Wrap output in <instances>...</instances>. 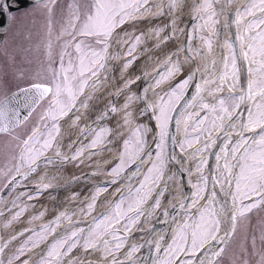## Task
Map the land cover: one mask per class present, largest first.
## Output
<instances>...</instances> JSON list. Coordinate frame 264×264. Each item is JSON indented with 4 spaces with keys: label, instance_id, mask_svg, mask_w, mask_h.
<instances>
[{
    "label": "snow or ice",
    "instance_id": "obj_1",
    "mask_svg": "<svg viewBox=\"0 0 264 264\" xmlns=\"http://www.w3.org/2000/svg\"><path fill=\"white\" fill-rule=\"evenodd\" d=\"M54 3L55 0L45 3L49 16L46 82L38 72L35 82L0 98V134L8 135L46 102L30 133L23 138L13 136L16 163L2 173L5 187L14 191L28 181L40 169L41 161L54 167L68 163L79 166L107 149L114 142L108 139L114 136L112 128L88 124L80 127L105 91L111 99L99 120L119 114V127L129 131L118 162L106 173L111 178L106 184H118L122 178L129 183L116 189L118 198L104 212L93 216L87 228L77 226L75 213L62 211L38 228H26L7 241L0 238V264H30L31 256L21 258L36 249H40L39 258L32 264H221L238 221L264 209V0H223L219 9L216 5L221 0H202L193 9L199 23L193 26L183 47L177 46L166 54L163 63L151 73L142 70L136 76L129 72L141 54L149 52L148 39L155 41V51L184 32L175 16L183 8V0H91L83 10L71 6L67 22L56 37L62 40L57 67H53L51 40ZM233 3L238 6L225 16V8L231 9ZM0 5L7 11L4 0ZM8 15L10 22L12 13ZM166 15L172 18L164 27L138 34L125 29V25ZM165 29L167 35H162ZM193 39L200 41V47L192 46ZM182 50L187 53L183 61L179 59ZM197 57L204 63L194 66L185 78L172 85L183 75V65H195ZM145 78H151L152 83L139 94L133 91V86ZM194 81L195 94L186 99ZM118 97H123L119 106L114 102ZM201 111L204 116H200ZM144 116L155 121V132L148 123L137 122ZM65 118L69 128L80 129V137L66 146L67 153L61 123ZM173 123L177 131L182 128L184 133L178 145L184 154L180 159L167 152L170 142L173 146L177 143L170 135ZM150 133L158 141L154 158L148 150ZM89 136L92 138L83 145L81 141ZM210 158L215 159L213 168H209ZM191 160H196L194 183L190 179L192 169L185 166ZM146 162L150 166L133 188L130 181L140 175ZM169 164L176 166V172H170ZM133 165L136 169L125 176ZM185 174L192 191L182 200H177L179 193H173L165 206V194L173 183L182 187ZM55 179L41 176L36 195L53 188ZM106 191L107 187H96L85 198L86 208H81L80 214L91 216ZM22 197L29 201L35 198L27 192L17 193L10 203L19 210L5 227L33 207L18 204ZM76 198L74 193L71 199ZM170 209L183 210V215L177 220ZM45 211L33 216L32 221L42 219ZM153 219L170 223V229L156 231ZM65 221L64 231L58 232ZM26 233L29 234L5 261V250ZM136 233L142 234V243L130 242ZM144 249L148 256L139 255Z\"/></svg>",
    "mask_w": 264,
    "mask_h": 264
},
{
    "label": "rangeland",
    "instance_id": "obj_2",
    "mask_svg": "<svg viewBox=\"0 0 264 264\" xmlns=\"http://www.w3.org/2000/svg\"><path fill=\"white\" fill-rule=\"evenodd\" d=\"M46 2L47 0H44L32 7L16 9L13 12L11 27L6 33V37L3 43L0 45V98H3L5 95L10 94L15 90H18V88L27 87L31 83L35 82L37 78L36 74L38 72L40 73L41 78H45L46 82V78L48 76V60L45 53L46 43L49 39L47 28L49 16L47 9L45 8ZM90 3L91 0H55L54 5H52L51 40L53 43V67L58 66L59 52L62 44V40L58 41L56 37L59 34L60 29L67 22L70 7L75 5L79 6L80 9L83 10ZM16 6L19 7L20 5L18 6V4L16 3ZM66 38L67 37H65V39ZM197 43L199 44L200 41L197 40ZM131 70L132 68L130 69V71ZM186 76L187 74L183 73V75L178 76L175 80H173L171 84L174 85ZM122 103L123 100L120 102V104ZM45 106L46 102L42 103L37 111L32 114L30 119L23 126L17 129L15 133H13L12 135L5 134L0 136V190H2V188L5 187L6 184V180L2 173L6 172L16 163L14 157L17 153V149L15 147L16 141L13 139V136H20L23 138L27 134H29L32 127L38 122L40 113ZM204 115L205 112L201 111L200 116ZM119 120L120 122L117 123V133L119 130V125L121 123L120 115ZM142 122H144V119H142ZM84 125L85 124H81L80 127H83ZM102 127L110 128L108 124ZM72 132L73 129L69 130V135H71ZM128 136L129 132L125 136L121 137L124 140L127 139ZM116 153H118L117 144ZM95 157H97V155L92 157V161L89 163V166H91L95 162ZM117 162L118 160L116 159L112 167H114ZM147 168L145 169L143 174L147 172ZM65 172V170H60L58 173L53 172L52 175H58ZM49 175L51 174L48 173L46 177H48ZM64 175L69 176L70 171L68 170ZM142 177L140 178V180L142 179ZM62 180H57V185ZM36 181L39 182V179ZM137 184L135 185V187L137 186ZM109 190L110 187H107V191L103 192L100 196L104 197L108 194ZM76 194L77 198L73 200L71 199L73 193L67 192L66 197L61 199V208L65 207V211H67L69 214L75 213V215H73V220H84L94 216L97 210V206L96 210L92 213L91 216H83L80 214V209L86 208V203L82 201L83 198H87L86 189L81 188L77 191ZM43 196L44 195L41 194L38 196L35 195V198L31 201H28L26 199V204L32 205L33 207H29L19 220L12 223V225H14L12 226V228L14 227V230L9 229L10 232L14 231L15 233L20 229L28 228V225H34L35 223H38V221H43L45 219V215L42 219L34 221H32V217L37 216L41 211H47L48 206L51 209L48 218L50 219L55 214L57 210V203L55 201L57 199L54 198L55 196H53L54 199H46V197H44V200H40ZM99 200L100 199L97 200V204L99 203ZM67 201L70 202L69 206L63 204H66ZM51 203L52 205H50ZM18 210L19 208L14 207L11 212L3 218L4 220L2 221V229L4 231V235H8L9 232H7V229L11 227H5V225L9 220L12 219V216ZM75 216H78L79 218H76ZM79 227L84 226L81 225ZM23 240L24 239L17 240L9 247V249H12V252L10 253L11 255L15 251V249L23 242ZM253 241H255L254 244ZM36 251L38 250L36 249L35 252ZM99 255L100 254L97 253L96 256L98 257ZM261 257H264V209L254 211L253 213L249 214L248 219L238 221L237 230L230 242V246L227 249L225 256L221 261V264H245V261L247 262V264H264V261L261 260Z\"/></svg>",
    "mask_w": 264,
    "mask_h": 264
},
{
    "label": "water",
    "instance_id": "obj_3",
    "mask_svg": "<svg viewBox=\"0 0 264 264\" xmlns=\"http://www.w3.org/2000/svg\"><path fill=\"white\" fill-rule=\"evenodd\" d=\"M44 0H4V2L7 4V11H5L4 9V6L3 5H0V45L2 44V42L4 41L5 39V35L6 33L8 32V30L10 29L11 27V21L9 22V13H12V11H14L16 9V7H13L12 6V3L15 2L17 3L18 5H20L18 8H27V7H31L39 2H42ZM202 2V0H192V6H191V11H189L185 16L184 18L185 19H188V24H187V27L186 29L184 30L183 32V39L181 41H179V39H175V40H169L167 42L166 45H162L159 49H156L155 51H152L153 49V45H149V42L151 41V39H148L147 40V45L149 46V52H145L143 57L140 56V59L137 60L135 62V64L133 66H137V75H140L141 74V71L142 70H146L148 71L149 69V66L152 62H154L158 57H160V59L158 60L156 67H158L160 64L163 63L164 59H165V56L166 54H171L172 52H174L177 48V46H180L181 48L183 47L186 39H187V36L190 32L193 31V26L197 23H199V21L195 20L194 19V5L198 4ZM237 7V6H236ZM233 4L231 6V9H228V8H225V16H227L228 14V11L230 10H235L236 8ZM172 17H169V16H163V17H159V18H154L152 20H142L138 23H141L144 25L145 27V32H147L149 29H147V23H151V22H164V26L167 25L169 23V20L171 19ZM130 27H132V25H125V29H129ZM167 32L168 30L165 29V32H164V35H167ZM197 40L198 39H193L192 40V46L193 47H196L197 46ZM166 51V53H165ZM220 51V50H219ZM143 54V53H142ZM187 53H185L183 50L180 52V56H179V59L181 61H183L184 59V56L186 55ZM190 66L193 67L194 66H197L199 65L198 61H197V58H196V64L194 65L192 62H189ZM153 68V69H154ZM153 70L151 71H148L149 73H151ZM118 73H119V70L117 69L116 70V76L118 77ZM187 74V73H186ZM188 75V74H187ZM243 82H244V77H243ZM152 83V80L151 78H145V79H142L141 81H139L136 85H138V94L141 92V89L143 87H146L148 84ZM194 83L195 81L193 82V85H191L188 90H187V96H186V99H190L192 95L195 94V88H194ZM134 87V86H133ZM114 91V89H112ZM122 97H118L114 102L117 104L118 106V100H120ZM111 99V97L109 98V100ZM109 102V101H108ZM108 102L106 103V105L108 104ZM141 107V105H140ZM191 110V109H190ZM105 111V108L104 110ZM102 111V112H103ZM100 117V116H99ZM99 117L94 119L93 121H91L90 123H88V125H92L93 127H96V128H100L104 125H106L108 123L109 127L113 129V132H114V136H110L109 139L113 140L114 138L117 139V157L119 155V151H120V148H121V145L123 143V138L122 137H119L118 135H116L115 133H117V123H118V114H113V115H110L108 118L106 119H103V120H99ZM68 119V118H66ZM144 121L146 123H148V125L150 127L153 128V131L155 132L156 131V128H155V121L150 119L148 116H144L143 117ZM94 121H98L96 124H94L93 122ZM83 125L85 123L81 122L80 125ZM0 135H3V134H0ZM170 135L171 136H175L176 138V145L173 146L171 144V142L169 143V147L167 149V152L168 153H174L176 156H182L184 155L183 153H180L179 151V141H180V137H181V129L179 131L176 130L175 128V124L173 123L170 127ZM80 137V133L77 137V139ZM92 137L89 136L88 139H83L81 141V143L83 145H86L90 139ZM76 139V140H77ZM75 140V141H76ZM158 141L154 140L153 139V136H152V139L149 143V146L150 148L148 149L149 151L152 152L153 154V158L155 156V152H156V148H155V144L157 143ZM69 150H67L68 152ZM213 151H216V149H214ZM66 152V153H67ZM117 159V158H116ZM114 164V163H113ZM112 164V165H113ZM150 163H145L141 169H140V175H138L134 180L130 181L131 183V186L134 187L138 182H137V179L140 177H142L145 169L149 166ZM71 165V163H68V164H63L59 167H54L52 165H47L44 163V161H41V167L40 169H38V171L36 173H34L30 179L28 181H23L22 184L18 187L15 188L14 191H9V189H7L6 187H4L1 191H0V213H3L2 216H0V238L3 239V241H7L11 238V236L13 235H16L17 233L23 231L24 229H20L18 232H15V233H12V235H4V231L2 229V221L4 220L3 218L9 214L11 212V210L14 208L12 206V204L10 203L13 198L17 195V193H20V192H27L28 194H31L33 196L36 195V192H37V188H36V184L38 183V180L41 176L45 175L46 173H58L60 170H67L68 167ZM112 165H109L107 167V171L110 170V168L112 167ZM215 165V159L214 158H210L209 159V168H213V166ZM173 166L175 169H176V166L174 164H169V168ZM186 167H190V163L188 162L187 165H185ZM136 169V165H133L132 167L128 168L126 173H125V176H128L132 173V171H134ZM177 170V169H176ZM92 170H90L89 172L87 173H79L75 176H71L67 179H65V182L59 186H56V187H53L45 192H43L41 195H44L40 200H44V197H49V196H55V195H58V196H61L65 191H68L70 188L74 187L75 185H81L82 188H89V192H88V196H90L94 191H95V188L96 187H111L112 189H114V191H116V189L118 187H123L126 183H129V181H127L126 179L122 178L118 184H106L107 181H109L111 178L109 176H107L106 174L104 175L103 173H97L96 175H92ZM74 178H79V179H74ZM93 179V180H90V179ZM188 179L189 177L187 176V174H185V178L180 182L182 187H178L180 188L181 191H183L185 193V195L189 194L192 189L190 187V185L188 184ZM69 181H72L71 183H69ZM175 191V190H174ZM172 192L169 196V199L170 200L172 198V194L173 193H177V192ZM124 195H127V193H124ZM118 198V194L115 192V194L113 195V197L111 198V200L95 215V216H98L100 213L104 212L105 208L109 205L110 202L114 201L115 199ZM25 200L27 199L26 197H22L21 200ZM19 202V201H18ZM168 203V202H167ZM167 205V204H166ZM165 205V206H166ZM65 207L61 208L60 206V203H57V210L55 212V214L50 218L48 219L47 221H44L38 225H35L33 227H29V228H38L40 225L42 224H45V223H48L50 221H52L53 219H55V217L62 211H65ZM170 213L176 215L182 213L183 210H176L175 212H172V210L170 209L169 210ZM160 213H158L157 215H159ZM92 217L91 218H88V219H84V220H74V221H79L78 225H83L84 228H87L88 227V222L91 221ZM152 224L155 225V229L156 231L158 232H164V231H168L171 227V224H165L163 221L157 223V221L154 219ZM67 226V222H63L62 225H61V228L58 229V232H63L64 231V228ZM150 227V226H149ZM14 230V229H13ZM29 233H26L25 236L23 237H18L17 240H22V239H25L26 236L28 235ZM136 235H142L141 233H136L133 237H132V240L130 242H134L133 239L135 238ZM15 240V241H17ZM13 241L9 247L15 242ZM143 242V240H142ZM142 242H138V243H142ZM9 247L5 250V256H6V253H8V251L10 250ZM45 247V245L43 246V248ZM9 249V250H8ZM40 253V252H39ZM38 253V254H39ZM38 254L36 255V257L30 261V264H32V262L36 261L39 256ZM139 255H143V256H148L149 253L147 251V249H144L142 250V252L139 254ZM151 255L155 256V253H152ZM4 256V258H5ZM29 256H32V254H28L26 255L25 257H22L21 259H26L28 258Z\"/></svg>",
    "mask_w": 264,
    "mask_h": 264
},
{
    "label": "bare ground",
    "instance_id": "obj_4",
    "mask_svg": "<svg viewBox=\"0 0 264 264\" xmlns=\"http://www.w3.org/2000/svg\"><path fill=\"white\" fill-rule=\"evenodd\" d=\"M222 3H223V0H221V4H217L216 7L219 9L221 7ZM233 5L236 7V6H238V3H233ZM12 6L15 7L16 6V3L13 2L12 3ZM191 6H192V0H183V8L179 12H177L175 14V16L178 17L179 27L183 28L184 30L186 29L187 24H188V21H189L188 19H185L184 16L189 11H191ZM153 27H164V22L162 21V22H151V23H147V27H146L147 29H150V28H153ZM128 31H130V32H133L134 31V32H136L138 34L139 32H141V31L145 32L146 30H145V27H144L143 24L136 23L134 26L130 27L128 29ZM162 35H164V33H162ZM177 39H179V41H181L183 39V33L182 34L178 33L177 34ZM154 43H155V41L151 39V41L149 42V45H153ZM197 47H200V43L199 44L197 43V46L194 47V48H197ZM165 53H166V51H165ZM143 55H144V53L141 54V57H143ZM215 55L217 57L220 55L219 48L216 49ZM159 59H160V57H158L154 62H152L150 64L148 71L153 70V68L156 66V64H157V62H158ZM197 61H198L199 65H202L204 63L203 61H201L199 59V57H197ZM183 67H184L183 73L189 74L192 71V67L190 66L189 62L188 63H185L183 65ZM129 74L132 75V76H136L137 75V67L133 66L132 67V70L129 72ZM118 76H119V73H118ZM241 77H242L241 83L243 84L244 83L243 82V75ZM165 87H167V85ZM133 91L138 92V85H135L133 87ZM149 97L151 98V92L149 93ZM109 98H110V96L107 94V91H105L103 94H100V99L95 102L94 108L88 113L87 117L85 119H83L81 122H83L85 124H88L89 122H91L94 119L98 118L101 115L102 111L104 110L106 103L109 101ZM122 100H123V97L120 100H118V102H117L118 103V106H119V104H120V102ZM206 100L208 102H211L212 101V98L211 97H206ZM137 108L138 109L140 108V105L139 104L137 105ZM117 118H118V122H120L119 115H118ZM142 119H143L142 117H139V119H138L137 122H142ZM68 123H69L68 119H65L64 121H62V128L64 130V140H63V143L65 145L64 151L67 150V147L66 146L68 144L72 143L78 137V135L80 133V129L79 128H69L68 127ZM121 123H122V121H121ZM144 123H146V122L144 121ZM72 129H73V132H72L71 135H69L68 132H69V130H72ZM128 132H129L128 130L119 127L118 133H121V134H119L118 136L119 137L125 136ZM152 136H153V134L150 133L149 136H148V144L150 143V141L152 139ZM183 138H184V133H183V129L181 128V137H180V141L179 142H181L183 140ZM108 139H109V137H108ZM113 141L114 142L112 144H110V145L107 146V149H110V151L107 150V149H105L104 151L100 152L97 155V157H95V162L91 166H89V163L92 160H86L85 163L82 164V165H80V166L75 165L76 163H71V165L68 167V169L65 170L66 172L68 170L70 171V175L69 176H65L64 175L66 173L65 172V173H61V174H58V175H49L48 177H46V179L47 180H51L55 176L56 179L53 181V187H56V186H59V185L63 184L65 182V179H67V178H69L71 176H75V175L79 174L80 171H81V173H87L90 170H92V172H94V173H99V174L100 173H103L105 175L107 173L106 172L107 167L109 165H112L116 161V158H117V153H116V143H117V139L114 138ZM191 151H194V149L189 150V152H191ZM180 158H181V156H177V159H180ZM189 163H190V167H191L192 172H193V175L190 177V179L194 183L195 180H196V176L194 174L195 173V170L194 169H195L196 160H191V161H189ZM169 169H170V172H176V169L173 166H171ZM140 178L141 177L139 176V178L137 179V182L140 181ZM57 180H62V181L60 183H58V185H57ZM90 180H93V179L91 178ZM81 188H82V186L77 184L74 187L70 188L68 191H65L61 196L55 195L54 198L57 199L55 202L56 203H60L61 202V199L66 197V193L67 192H72L73 194L74 193L76 194L77 191L80 190ZM85 189H86V192H87V196L86 197H89L88 196L89 188H85ZM173 191L179 193V195H177V200H182L183 199L185 193L183 191H181L180 188H178V185L176 183H173L172 186H171V191H169V192H167L165 194V198H164V201H163V204L164 205L167 204L168 199H169V196H170V194ZM112 193H113L112 191H109L106 196L99 198L100 200H99V203L97 204V210H96L95 214H97L111 200ZM48 198H53V196H49V197L47 196L46 199H48ZM84 199L85 198H83V200H82L83 202L85 201ZM26 202H27V200L26 199L25 200L23 199V200H20L17 203L18 204H26ZM175 202H176V200L173 201V203H175ZM69 203L70 202L67 201L66 204L65 203H63V204L69 206ZM50 205H52V203ZM50 212H51V209L48 206L47 207V211L45 213V217H44L45 219H44V221H47L49 219L48 218V215H50ZM158 213L159 212H157V214ZM182 215H183V211H182V213H180V214L177 215V217H176L177 220H179L180 219V216H182ZM75 217L76 218H79L78 216H75ZM153 220H152V222H153ZM38 222H40V221H38ZM21 224H22V221H21ZM12 226H14V225H11V227L7 229V232H9L8 235H12V233H14V231H11V232L9 231V229L10 230H13L14 227L12 228ZM148 226H150V225H148ZM142 240H143V236L142 235H136L135 238L133 239V241L134 242H137V243L138 242H142ZM11 252H12V249H10L8 251V253H6L5 260H7V258L11 255L10 254ZM96 255L97 254H95V256Z\"/></svg>",
    "mask_w": 264,
    "mask_h": 264
}]
</instances>
